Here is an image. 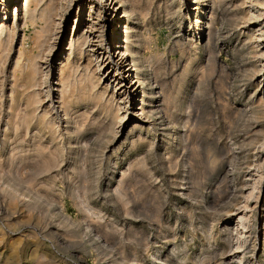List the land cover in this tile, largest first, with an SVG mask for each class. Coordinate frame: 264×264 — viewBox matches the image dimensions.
Here are the masks:
<instances>
[{"label": "bare ground", "instance_id": "bare-ground-1", "mask_svg": "<svg viewBox=\"0 0 264 264\" xmlns=\"http://www.w3.org/2000/svg\"><path fill=\"white\" fill-rule=\"evenodd\" d=\"M20 1L0 0V64L5 62V52L12 49L13 42L17 39L19 41L17 52L11 60L13 65L10 75L7 76V83L10 85L6 98L4 126L10 136L11 149L8 150V161L0 164V189L7 193V206L5 201L2 204L11 214L29 213L26 217L29 227L39 226L43 221L50 220L49 222H53L49 223L52 224L49 228L52 227L50 233L53 236L49 235L51 238L57 237L63 243H72V239L81 242L84 238L88 242L89 238L92 242L104 239L107 243V233L101 229L100 224L92 220V215L98 212L93 214L94 208L90 206L89 201L94 186L92 182L85 180L86 171L81 167L80 181L66 183L67 191L64 184H60L63 186V193L67 192L74 207L83 216L84 222L77 223L78 221H71L62 215V208L58 203L59 194L54 193L57 184L49 176L61 161L62 138L67 139L70 160L75 158L77 150H86L89 145L92 147L89 149L91 151H102L114 142L131 115L134 120L131 122L129 133L121 137V143L115 146L113 151L120 148L125 140L129 141L135 133H139L138 140L142 139L140 134L144 133L153 135V141L159 137L160 141L167 142L171 136L177 134L175 129L180 109L190 105L192 107L194 101L191 99L197 96L200 86L210 83L214 77L216 44L213 39L218 35L216 25L223 19L221 6H230L232 13L225 20L232 31L237 33V37H242L241 45L249 49L247 53H250L252 61L254 60L250 69L246 68L244 77L249 82L257 77L261 80L254 89L257 93L251 94L252 97L249 98V112H233L244 113L247 117L248 129H251L248 143L252 149V164H249L247 170L244 169L246 185L240 190L243 201L238 200L243 204L242 207L238 208L237 204L236 213L225 216L229 223L232 219L228 216H234L235 226L230 229L224 225L226 238L218 251L216 250V255L219 264L248 263L246 256L250 251L247 247V234L253 230L252 211L264 188V51L260 49L264 44V0H165L168 10L167 24L174 26L177 33L182 32L178 35L187 34L186 45L189 48L197 49L198 43H201L199 53L203 54V59H190L179 74L170 78H164L166 67L161 63V58L156 56L147 59L141 52L148 42L145 21L149 15L151 0H22V9L19 11L16 7L20 5ZM69 14L74 17L66 50L69 54L65 57L67 61H62L57 68L58 72L54 74L48 59L63 37V25ZM7 16L9 21L13 20L12 25L7 23ZM107 24L113 27L109 33L110 42L105 50L103 46ZM17 32L22 34L21 37H18ZM82 56L88 57V63L93 66V70L88 65L80 69L82 65L79 67L74 64L73 61L79 62ZM251 70L253 71L250 72ZM189 75L190 82H195L191 87L192 98L187 103L186 100H179L178 93ZM53 83L58 87L54 89L57 97L52 86L49 87ZM102 83V89H99ZM260 85L261 89L258 88ZM175 87H178L177 91L174 90ZM46 102L48 105H45ZM75 109L85 111L78 114L79 111H74ZM224 111L228 112L227 109ZM61 123L65 126L59 129ZM45 138L49 140L47 144ZM58 139L59 143L56 141ZM55 141L57 143H54ZM194 142L196 144L199 141ZM198 145L196 144L195 148ZM201 145L200 150L197 147L198 151L194 152L191 161L201 165L205 173H216L223 164L221 149L208 142L205 146L201 142ZM69 164L74 165V162L69 161ZM227 173H224V177ZM121 183L119 180L118 185L112 187L109 181L105 191L124 205L125 191L119 188ZM0 197L3 200L4 194ZM262 201L264 202V194ZM251 202L253 208H250ZM261 210L263 211V206ZM34 211L38 215H35ZM216 219L218 220V217L215 214L210 216L209 228ZM130 233L134 237L139 235L136 230ZM49 235L47 236L50 237ZM42 259L47 261L44 255ZM156 259L159 258L155 256L153 260L158 261ZM102 261L103 264H144L140 259L124 254L118 263H109L104 259Z\"/></svg>", "mask_w": 264, "mask_h": 264}, {"label": "rangeland", "instance_id": "rangeland-1", "mask_svg": "<svg viewBox=\"0 0 264 264\" xmlns=\"http://www.w3.org/2000/svg\"><path fill=\"white\" fill-rule=\"evenodd\" d=\"M19 4L16 9L20 11L22 0ZM221 8L223 19L217 22L218 35L216 39H213V43L216 44L214 77L210 83L200 86L195 98L191 97V87L195 80L190 82V75L185 79L184 85L182 88L180 87L182 90L178 93V98L183 102L186 100L187 103L192 98L191 100L195 103L192 102V107L190 105L180 109L175 129L177 134L171 136L166 142L160 141L159 137L153 141V135L148 136L144 133L140 134L142 139L138 140L139 133H135L136 135H132L129 141L125 140L120 148L113 151L115 146L121 143V137H125L132 127L131 122L134 119L130 115L128 123L107 149L94 152L89 150L92 148L91 145L86 150H82L83 148L77 150L78 152L73 149L76 151L73 160L68 159L71 155L69 154L70 148L66 144L67 139L62 138L61 161L49 174L57 184L54 187V193L59 194L58 203L62 208V215L71 221H78L77 223L84 222L83 216L74 207L73 201L66 194L67 192L63 193L64 189L65 191L68 189L66 183L73 181L71 182L73 184L81 180L79 172L81 167L86 171L87 178L85 180L92 182L91 184L94 186L89 201L93 204H90L94 208L93 214L98 212L96 215H92V220L100 224L101 229L107 233L105 238L107 243L103 241L104 239L99 241L93 239L92 242L90 238L89 242L84 238L80 240L81 242L72 239L73 244L66 243V241L63 243L55 236L51 238L53 236L50 233L52 227H49L53 222H49L48 219L47 222L43 221L42 225L29 227L26 218L29 213L11 214L8 212L5 208L7 206L5 194L7 193H3L0 189V196L4 194L3 200H1L3 196L0 197V264L6 262L7 264H41L38 263L39 261H42V264L45 262L46 264L47 262L50 264H103L102 259L109 263H118L122 254L131 258L136 257L144 264H193V262L194 264L197 262L219 264L216 250L218 251L219 246L226 238L223 227L224 225L229 228L235 226L234 216H228L232 219L230 223L225 220V216L232 212L236 213L237 204L238 208L242 207L243 200L240 193L246 185L243 176L249 164H252L250 156L252 149L248 143L251 129H248L247 117L244 116V113L233 112L238 110L249 112L248 103L251 102L249 98L252 97L251 94L257 93L254 92V89L261 80L257 77L249 82L244 77L246 68H249L254 60L252 61L251 54L247 53L249 49L241 45L242 37L238 38L237 33L232 31L231 26L225 20L232 13L230 6L222 5ZM167 11L165 0H151L149 15L145 21V35L146 42H148L145 45L146 49L144 46L141 51L144 58L152 59L156 56L161 58V63L166 67L164 78L179 74L184 64L188 63L190 59H203V54L199 53L201 43H198L197 49L189 48L186 45L187 34L178 35L182 32L177 33L174 26H171L170 23V25L167 24ZM73 18L72 14L68 15L63 25V37L48 59L54 74L58 72L59 64L62 61H67L65 57L69 54L66 50ZM7 20V23L12 25L13 20L9 21L8 16ZM112 27L108 24L105 27L103 46L105 50L110 42L109 33ZM19 33L17 32L18 37H21L22 34ZM18 42V39L15 43L13 42L12 49L5 52L3 59L5 62L0 64V164L8 161V150L11 149L9 147L10 136L4 126L6 98L9 94L8 85H10L7 83V76L10 75L12 69L11 60L17 52ZM260 49L264 51V44ZM73 62L79 67L82 65L80 69L88 65L93 70V66L88 63V57L82 56L79 62ZM121 74L123 76V71ZM102 85L103 83L100 84L99 89ZM51 86L57 97L54 89H58V87H55V83L49 87ZM260 87L261 85L258 88ZM176 88L178 87H175L174 90L177 91ZM46 104L48 105L47 102ZM225 109L228 112L224 111ZM74 111H79L78 114H80L85 109H75ZM99 116L101 117V115ZM168 119L170 121V118ZM60 125L59 129L65 126L63 123ZM45 140L47 144L49 140L46 138ZM194 140L199 141L196 143L199 144L198 150H200L201 142L204 143L203 146L208 142L221 149L220 154L224 156L223 164L216 173H205L201 165L191 161V157H194V152L196 153L197 150ZM56 141L59 143V139ZM56 141L54 143H57ZM69 161L74 162V165H70ZM108 161L110 162L108 163ZM225 172H228L226 177H224ZM119 180L122 181V186L120 185L119 188H123L122 191H125L123 192L125 207L105 191L109 181L112 187H116ZM60 183L64 184V189ZM263 194L264 188L260 200L257 201L252 211L253 230L247 234L249 240L247 247L251 250L248 248L250 253L246 256L248 263L245 264H264ZM3 201L6 206L2 204ZM250 205L252 206L250 208H253V202ZM262 206L263 211L261 210ZM33 213L38 215L35 211ZM212 214H215L218 220L216 219L212 223L211 229L208 222ZM89 220L91 219L89 218ZM47 223L48 225H45ZM132 230H136L139 235L132 236L130 233ZM43 255L47 259L45 262L42 259ZM155 256L159 258L156 259L158 261L153 260Z\"/></svg>", "mask_w": 264, "mask_h": 264}]
</instances>
